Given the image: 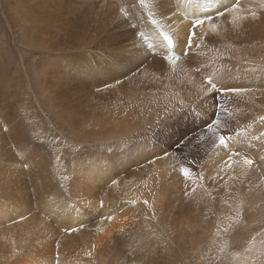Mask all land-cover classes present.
<instances>
[{
    "label": "rangeland",
    "instance_id": "374dc122",
    "mask_svg": "<svg viewBox=\"0 0 264 264\" xmlns=\"http://www.w3.org/2000/svg\"><path fill=\"white\" fill-rule=\"evenodd\" d=\"M230 2L206 18L218 33L222 27L219 39L232 47L236 64L214 69L239 92L202 93L201 77L195 84L186 75L171 80L170 68L186 65L200 42L187 41L178 62L160 58L157 69L152 55L140 54L147 48L144 20L122 17L123 34L109 46L123 57L108 54L105 70L110 77L116 63L125 68L110 77L128 104L119 118L129 112L146 125L127 133L86 130L60 106V22L46 14L44 1L0 0V211L24 206L25 220L34 217V252L57 240L77 252L71 264H264V0ZM195 21L187 20L194 36L204 26ZM167 97L168 110L185 104L188 112L172 118ZM73 212L76 225L68 227ZM106 212L117 215L110 224L117 228L96 242ZM18 224L8 215L0 231L8 226L16 238Z\"/></svg>",
    "mask_w": 264,
    "mask_h": 264
},
{
    "label": "bare ground",
    "instance_id": "6f19581e",
    "mask_svg": "<svg viewBox=\"0 0 264 264\" xmlns=\"http://www.w3.org/2000/svg\"><path fill=\"white\" fill-rule=\"evenodd\" d=\"M43 1L46 14L55 13L57 20L60 22L58 25V38L61 40L62 47L57 57L60 72L57 85L59 104L66 111L76 115L77 124L86 128V130L102 128L105 132L119 130L127 133H138L143 130L142 127H146L140 117H132L129 112L121 114L119 118V114L123 112L122 109L126 108L128 104H123L125 102L124 96H121L117 87H111L113 79L111 81L110 79L123 74L125 68L122 69L120 63H116L114 73L112 71V74H110L111 78L108 76L110 69L105 70L108 69L105 64V58L108 54L118 61L123 57L122 52L112 51L115 50V47H110L109 44L113 43L120 34H123L119 23L124 16L133 21L144 20L143 23H140V26L148 38L145 43L147 48L140 50V54L143 55L148 52L152 55L149 62L157 69L159 68L160 58H167L168 61L165 62L167 65L172 64L171 61L178 62L179 58L176 55L180 53L182 46L186 45L190 33L187 20L189 18L202 20L204 26L198 29L199 33L195 36L192 35V40L200 42L202 48L194 46V51L187 53L186 65L173 66L170 68L168 75L171 80L186 75L190 84H195V79L200 80L199 77H201L203 83L200 91L202 93L210 94V92H215L217 89L227 92L226 79L223 80L225 77L222 78V74L220 75V72H216L214 68L220 62L219 66L233 64L230 60L232 55H228L232 51V47L227 45L223 38L219 39L224 35L222 27L219 28L221 31L218 33L210 22L211 19L206 18V16L223 10L226 2L231 0H164L162 4L161 0H143V3L140 0ZM174 8L177 13L172 12ZM232 8L234 9L235 6ZM135 25L139 26L136 22ZM161 31L167 32L173 38L171 48L168 47L167 42L161 36ZM214 44L217 45V48L213 47ZM127 53L135 54L129 50ZM167 56L171 57V61ZM192 57L195 58L193 59L195 61H192ZM224 59L228 62L223 61ZM176 68L182 70L174 72ZM247 69H250V67ZM220 71L225 75L228 74L226 73L227 69ZM232 75L227 77L228 80L232 79ZM243 81L250 82L249 79ZM116 83L120 85L117 80ZM213 84L216 85L215 88H213ZM223 84L224 86H222ZM247 85L250 86V83ZM263 87L264 85L261 83V88ZM170 93L171 88L168 90V97ZM96 95L98 96L95 97ZM168 97L164 99L165 111H170L172 118L176 112L181 113V116L188 112L186 111L188 107L185 109V104L175 106L172 111L171 109L168 110ZM189 110L192 109L189 108ZM179 114H177L178 117ZM154 119H158V116ZM148 121L150 122V120ZM172 124L170 121L163 122L165 127ZM237 141L236 137L230 140L231 144ZM3 153L1 151V154ZM151 181L155 183V178H151ZM106 210L104 209V211ZM26 212L24 206L9 210L7 214L0 211V221L7 220V216L11 215L12 218H17L18 225L21 227L16 238L13 237L14 234L9 231L8 226L0 231V264H71L78 258L75 257L77 252L70 250L69 246H63V248L57 240L45 246L41 253L34 252L29 237L32 234L30 225L34 217L30 216L29 219L25 220L23 216ZM104 215L103 220L99 219V222L96 223L97 231L94 236L96 242L109 240L114 234L113 229L117 228V226L110 225L117 215L115 213L108 214L107 212ZM76 216L77 212H73L69 216L68 227L73 226ZM171 236L169 235V237Z\"/></svg>",
    "mask_w": 264,
    "mask_h": 264
},
{
    "label": "snow or ice",
    "instance_id": "6c2138e0",
    "mask_svg": "<svg viewBox=\"0 0 264 264\" xmlns=\"http://www.w3.org/2000/svg\"><path fill=\"white\" fill-rule=\"evenodd\" d=\"M140 2L143 3V0H140ZM163 2H164V0H161V4H162ZM253 15H255V14L253 13ZM209 19H210V17H209ZM153 22H154V21H153ZM154 23H155V22H154ZM202 24H203V21L200 20V19H197V20L195 21V25H202ZM160 34H161V36L163 37L164 41L167 42L168 47L171 48L172 45H173V38H172L167 32H164V31H161ZM192 35H193L192 33H189V35H188V47H191V44H192ZM177 39H178V38H177ZM168 59L171 61V57H168ZM171 62L174 63V61H171ZM215 87H216V85L213 84V88H215ZM227 91L239 92V91H243V90H242V89H232V88H229V89H227ZM208 127H209V129H211L213 126H212L211 124H209ZM219 143H220L221 145H226V138H225L224 136H220V137H219ZM243 162H244L245 164H247V165H251V164L253 163L252 160H250V159H248V158H246V157L243 158ZM229 166H231V165L229 164ZM180 172H181L182 175H184L185 177H188L189 174H190V170H189L188 168H186V167H181ZM145 203H146V202H145ZM72 231H74V229H73Z\"/></svg>",
    "mask_w": 264,
    "mask_h": 264
}]
</instances>
